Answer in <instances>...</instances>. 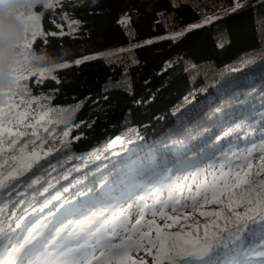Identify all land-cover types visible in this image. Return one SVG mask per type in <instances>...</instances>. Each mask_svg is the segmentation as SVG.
<instances>
[{
    "label": "trees",
    "instance_id": "1",
    "mask_svg": "<svg viewBox=\"0 0 264 264\" xmlns=\"http://www.w3.org/2000/svg\"><path fill=\"white\" fill-rule=\"evenodd\" d=\"M239 2L244 6L236 11H231L236 0H61L52 9L37 5L34 12L43 13L45 37H37L33 50L57 57L69 50L60 62L71 66L54 73L59 84L50 78L37 83L35 77L25 83L33 95L48 96L52 106L83 105L72 121L79 126L70 132L71 150L47 158L59 168L52 171L45 165L50 175L36 173L45 177L34 186L39 192L48 180L53 184L36 200L43 203L72 185L53 205L59 208L63 197L82 201L85 197L78 194L91 189L88 199L96 207L110 204L118 211L136 194L128 185L132 179L145 184L140 196L159 180L165 192L170 181L215 162L222 151L264 139V0ZM207 16L214 18L176 39L144 43ZM103 53L112 55L74 63ZM236 125L240 127L229 137L215 142ZM166 173L171 180H164ZM32 195L29 189L24 198ZM53 205L49 208L56 212ZM78 218V211H60L55 220ZM148 260L142 264H152Z\"/></svg>",
    "mask_w": 264,
    "mask_h": 264
},
{
    "label": "snow or ice",
    "instance_id": "2",
    "mask_svg": "<svg viewBox=\"0 0 264 264\" xmlns=\"http://www.w3.org/2000/svg\"><path fill=\"white\" fill-rule=\"evenodd\" d=\"M91 2L95 4L96 0ZM59 3L61 0H46L44 7L52 9ZM243 6L236 0L231 11ZM41 18L34 10L25 16L28 23L11 68L17 83L0 100V194L6 196V201L0 202V264H141L132 258L133 252L141 251L151 255L152 264H249L253 259L264 264V139L244 149L222 151L215 162L170 181L166 196L160 191L154 197H129L134 202L118 211L110 204L96 207L88 199L91 189L78 194L85 197L82 201L76 196L72 200L63 197L59 208L53 205L72 185L45 198L43 203L36 200V195L43 196L53 187L48 180L42 192L35 189L45 178L36 173L50 175L45 165L55 171L56 165L47 158L53 152L71 150L68 138L72 128L79 126L55 120L53 113L63 107L52 106L46 95H33L25 83L35 77L37 83L50 78L59 84L54 73L71 66L67 62H59L51 69L30 66L34 42L37 37H45ZM200 26L191 25L171 38ZM109 55L112 53L92 54L74 63L80 65ZM82 105L83 101L75 107L79 110ZM238 127L223 131L215 142L229 137ZM57 144L59 147H55ZM29 189L33 191L32 198L25 199ZM65 204L69 207L65 208ZM49 205L57 211L53 212ZM209 205L215 207L206 210ZM133 207L137 209L135 222L130 217ZM60 211L69 215L78 211L79 218L62 223L55 220ZM197 213L205 218L204 222L197 219ZM149 215L151 219L146 218Z\"/></svg>",
    "mask_w": 264,
    "mask_h": 264
},
{
    "label": "clouds",
    "instance_id": "3",
    "mask_svg": "<svg viewBox=\"0 0 264 264\" xmlns=\"http://www.w3.org/2000/svg\"><path fill=\"white\" fill-rule=\"evenodd\" d=\"M46 0H0V100L6 96L9 88H14L17 81L11 72L20 49L18 47L25 34L27 16L37 5L45 9ZM43 13H41L42 15ZM70 51H63L60 56L49 55L46 51L30 53V66L33 68H53ZM78 113L75 105H67L63 110L53 113V118L63 124L71 123Z\"/></svg>",
    "mask_w": 264,
    "mask_h": 264
},
{
    "label": "rangeland",
    "instance_id": "4",
    "mask_svg": "<svg viewBox=\"0 0 264 264\" xmlns=\"http://www.w3.org/2000/svg\"><path fill=\"white\" fill-rule=\"evenodd\" d=\"M235 7V5L232 7V8H234ZM209 17H211V19L209 20V21H211L214 17L213 16H207V17H204V18H202L200 21H198V22H195V23H192V24H189V25H187V26H185L184 28H180V29H178V30H176V31H174V32H171V33H167V34H165V35H161V36H155V37H152V38H148V39H146L145 41H144V43L146 42V41H149V40H155V39H159L160 37H165V38H171L172 36H173V34L174 33H176V32H179V31H182V30H185V29H189L190 28V26L191 25H194V24H200V25H202V24H204V21L207 19V18H209ZM208 21V22H209ZM207 22V23H208ZM59 131H63L64 129H63V127H60L59 129H58ZM50 146H52V145H50ZM55 146H59L58 144L57 145H55ZM57 168H59L58 166H56V169ZM55 169V170H56ZM49 170H51L50 168H49ZM66 174H64L63 173V176H65ZM73 180V179H72ZM132 181H139V179H137V180H134V179H132ZM139 184V183H138ZM46 187V186H45ZM134 198V197H133ZM127 202H126V208H127ZM130 217H131V220L133 221V222H135V220L137 219V209L136 208H132V209H130ZM147 219H151L152 217L149 215V216H147L146 217ZM158 222H160V223H162V221H160V220H158ZM149 255V254H148ZM148 257H151V255H149V256H147V253L146 252H144V251H141L140 253H135V252H133L132 253V258L133 259H136V260H138V261H141V264L144 262H146V261H150V260H148ZM144 259V260H143Z\"/></svg>",
    "mask_w": 264,
    "mask_h": 264
}]
</instances>
